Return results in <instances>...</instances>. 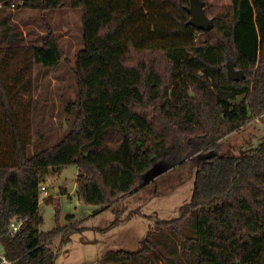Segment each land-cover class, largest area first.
Wrapping results in <instances>:
<instances>
[{"label":"trees","instance_id":"16d2710c","mask_svg":"<svg viewBox=\"0 0 264 264\" xmlns=\"http://www.w3.org/2000/svg\"><path fill=\"white\" fill-rule=\"evenodd\" d=\"M19 1L41 12L80 8L83 48L73 68L76 96L64 104L65 129H56L64 135L48 145L34 128L35 68H57L63 49L52 30L25 43L5 27L9 13L1 21L0 247L7 259L55 264L53 240L67 244L81 230H41L50 168L75 164L79 198L106 209L137 192L160 163L194 158L192 196L178 216L156 220L138 249L109 252L103 261L264 264V138L240 155L222 152L220 143L264 113V0L206 3L214 19L206 32L188 24L190 0ZM8 9L10 3L0 8ZM228 59L245 71L244 81L229 79ZM14 220L23 223L11 234Z\"/></svg>","mask_w":264,"mask_h":264},{"label":"rangeland","instance_id":"374dc122","mask_svg":"<svg viewBox=\"0 0 264 264\" xmlns=\"http://www.w3.org/2000/svg\"><path fill=\"white\" fill-rule=\"evenodd\" d=\"M204 1L211 6L230 4V0ZM7 13L10 17L5 27L10 26V34L17 32L25 38L23 42L37 44L52 30L63 49L64 56L57 68H35L38 104L34 109V128L39 127L46 133L48 145L55 144L65 131L56 136L58 127L65 129L64 104L76 96L73 68L75 55L83 48L82 10L68 5L45 12L17 7L0 10V22ZM2 22L0 35L3 38ZM263 138L264 113L221 139V151L240 155L242 151L256 147ZM166 164L171 166L167 171L156 169ZM195 164L194 158L181 165L173 161L160 163L141 178L137 192L119 198L106 209L79 198L75 164L50 168V174L43 182L46 193H40L39 209L44 218L41 230L47 232L57 225L70 228L71 224H79L81 228L70 234L71 240L67 244L60 245V236L53 240L52 248L58 253L55 264H106L103 257L109 252L138 249L141 239L153 229L156 220L176 218L179 208L190 201ZM134 212L139 215L129 218Z\"/></svg>","mask_w":264,"mask_h":264},{"label":"water","instance_id":"95a60500","mask_svg":"<svg viewBox=\"0 0 264 264\" xmlns=\"http://www.w3.org/2000/svg\"><path fill=\"white\" fill-rule=\"evenodd\" d=\"M205 5L206 2L204 0H190L189 5L186 7L190 14L188 24L204 32L210 31L214 27V19L207 15ZM226 70L230 80L244 81L246 78L245 71L237 68V64L233 59H228Z\"/></svg>","mask_w":264,"mask_h":264},{"label":"built area","instance_id":"2783aa9c","mask_svg":"<svg viewBox=\"0 0 264 264\" xmlns=\"http://www.w3.org/2000/svg\"><path fill=\"white\" fill-rule=\"evenodd\" d=\"M10 3V9L11 10H15L19 5H23L22 1L18 0H6V1H0V8L3 7L5 4ZM41 191L46 193V187L43 185L41 187ZM22 220H14L11 222L10 224V228L11 234H15L16 232H18V230L20 229L21 225H22ZM0 264H13V261H10L7 259V257L5 256V254L3 253L1 247H0Z\"/></svg>","mask_w":264,"mask_h":264}]
</instances>
